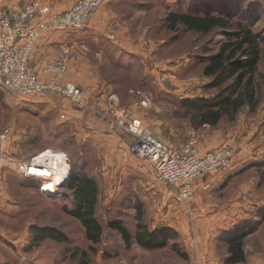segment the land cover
<instances>
[{"label": "rangeland", "instance_id": "1", "mask_svg": "<svg viewBox=\"0 0 264 264\" xmlns=\"http://www.w3.org/2000/svg\"><path fill=\"white\" fill-rule=\"evenodd\" d=\"M29 1L62 9L75 0H0V4L17 8ZM249 3H253V7H247ZM110 4L103 11L90 15L87 25L81 30H87L93 15L100 13L102 16L105 13L100 18H93L92 24L96 23L97 26L93 28L91 24V28L96 33L82 37L78 34L75 45L68 44L71 61H77V57L85 58L95 68V73L117 91L120 108H115L135 112L144 129L169 147L182 149L190 145L198 153L225 145L234 148L233 166L226 173L230 175L228 182L204 198L206 209L203 211L208 210L207 218L210 214L214 216L212 229L202 230V222L194 219L191 213L193 204H186L187 207L181 211L187 214L183 234H175L160 252L140 255L139 263L227 264L224 261L228 256L227 241L240 237L245 257L241 264H264V0H113ZM221 8L222 13L219 12ZM210 9L213 10L211 13L230 16L233 21L244 20L258 35L262 52L255 82L260 101L253 111L248 107L242 108L234 120L224 118L215 127L204 126L196 130L192 128L189 114L181 106V101L209 98L215 94V91L207 88L211 79L203 76L204 65L200 59L205 56L204 49L216 52V43L223 34L221 30H216L209 35H201L179 24L172 29L166 18L170 13L204 15ZM118 49L119 53L115 51ZM7 95L0 97V145L4 137L3 141H12L15 137L22 141L24 138L21 139L20 135H24L23 130L34 137L41 124L34 115L26 113L16 104L20 97ZM132 107L134 109H130ZM2 155L3 151L0 152V164L8 163L13 171L19 172L15 163L21 161H7ZM94 159L96 155L90 154L89 160L98 163ZM128 159L126 171L120 174L115 170V173H111L112 181L102 184L105 195L108 188L114 189V177H122L117 202L114 201L115 197L108 202L102 198L103 213L100 212L99 218L103 222L119 218L133 234L137 224L133 204L142 205L141 223L145 227L151 226L146 198L158 188L146 175L132 173L129 164H136L138 160L131 154ZM70 169L77 172L72 167ZM41 188L43 192L54 194L53 197H40L30 192L21 194V202L26 205L25 213H0V225L6 221H10L11 225L25 223L34 226L50 222L46 218L49 214L40 212L42 207L46 210V207L56 205L54 201L62 200L68 190L60 188L59 195H55L56 187L48 191L42 183ZM58 203L61 204V201ZM52 215L53 223L65 220L63 224L70 229H67V233L74 238L53 250L60 258H65L60 264H92L90 259L85 262L82 257L75 258V261L66 258L67 254L77 253L80 249H86L89 256H92V251L80 240L78 227L67 221L60 210L58 214L53 210ZM207 232L212 236L199 238V233ZM30 242L29 239L27 249L31 247ZM173 246L178 252L173 250ZM50 251V246L46 249L35 247L30 253L46 255ZM205 251L213 257L217 256L220 262L211 263L208 258L202 259L201 252ZM30 264H35V261Z\"/></svg>", "mask_w": 264, "mask_h": 264}, {"label": "crops", "instance_id": "2", "mask_svg": "<svg viewBox=\"0 0 264 264\" xmlns=\"http://www.w3.org/2000/svg\"><path fill=\"white\" fill-rule=\"evenodd\" d=\"M77 1L68 3L62 9L52 7V10L54 13H61L69 9ZM112 1L105 0L94 14L99 10L103 11L111 5L110 2ZM0 7L13 8L5 4H0ZM98 14L91 17L89 20L90 26L88 25L87 30L85 29L82 32L57 31L40 37L36 42L33 55L30 59V65L38 67L48 59L58 58L61 55V47L63 45H75L79 36L82 37L87 34L96 33L93 28H96L95 26L97 25L96 23L92 24L93 18L94 16H96L95 18H100L105 13H102V16H100V13ZM91 24L93 28H91ZM78 34L80 35L78 36ZM115 51L117 53L120 52L119 49ZM82 59L77 57V61L73 60L69 63L64 81L72 83L80 89L85 106L78 109L67 99L52 93L37 97H20L18 102L15 101L16 104H19L18 106L22 110H25L26 113L32 116L34 115L35 119L41 123L40 127L35 132L36 135L34 137L31 134L28 135V131L23 130L22 134L24 135H20L21 139L24 138L22 141L18 137L13 138L12 141L11 139L3 141L4 137L0 145V152H4V156L2 155L5 157L4 159L13 162L30 161L33 158H45L50 163L51 169H53V179L56 177L59 180L63 177L66 178L69 176L70 168L72 167L77 170L76 173L82 176L84 175L94 181L97 187L95 218L102 228L100 241L98 244H92L86 238L85 228L81 222L68 214L75 209L73 193L68 190V193L64 197L62 196V200H59L61 204L56 200L54 201L56 205L48 206L45 208L46 210L42 207L44 211L42 210L40 212L49 214L46 215V218L50 222L36 224L34 226L13 222V225H11L10 221H6L3 225H0V264H30L32 261H35V264H60V261L65 259L64 257L60 258L53 250L60 244L70 243L74 238L72 239L68 235L69 233L67 231H70V229L63 224L65 220L61 223L59 221L53 223V210L56 214L60 210L62 216L67 218V221L69 220L74 226L78 227L82 243L88 246V249L93 247L95 250L92 252V256H89L86 249H80L77 253H69L66 255V258L71 261H75L77 257H82L85 262L90 259L92 264H140V255L143 256L160 252L161 249H164L168 245L170 239L173 238H169L166 246L159 249L148 250L142 248L136 244L134 239L130 241L129 246H126L120 233L108 227L111 221L120 222L121 219L115 218L105 222L100 220L99 214L100 212L103 213V208L101 207L102 198H105L108 202V200L114 199L115 197L114 201L117 202L116 199L120 192L122 177H114V189L108 188L105 191V195L102 193V184H108L112 181L111 173L115 170L116 173L119 172L120 174L122 171H126V165H128L127 160H130L128 159L131 154L129 152V146L132 139L127 133L116 127L113 118L110 116L111 107L120 108L117 91L113 90L111 84L105 82L99 74H96L97 72L95 73V68L85 58ZM47 78L48 76L45 77V79ZM3 95L9 96L11 94L0 90V97ZM130 109H134V107ZM37 145L40 146L37 147ZM220 147H214L204 152ZM90 154L96 155V159L94 160H97L98 163L89 160ZM70 159L73 162H70ZM138 161L136 164H129L131 166V172L137 173L139 176L146 175L154 187L158 188V190L156 189V191L150 193L148 199L146 198V204L149 205L148 208L150 210V212L148 211V215L152 225L145 227L144 224H141L149 233L166 229L170 230L173 234H183L185 228L183 224L186 223L187 214L181 211L187 207L186 204L176 203L173 198L174 193L172 189L157 183L151 166L146 162L140 161L138 163ZM229 176L223 173L205 175L192 184L193 205L190 210L194 214V219L196 218L202 222H200L201 229L204 231L212 229L214 224L213 214H210V217L207 218L208 210L206 212L203 211L206 209L204 198L208 197L214 190L224 186L228 182L227 178ZM64 178L61 183L64 182ZM42 183L45 186L43 181L25 177L20 172H16L15 169L13 171L11 165L8 163L0 164V213L3 215L24 214L26 205L21 202V194L25 195L30 192L40 197L52 198L54 194L41 191ZM60 185L56 187L55 195H59L60 188L65 189L66 187V185L60 187ZM47 190L49 191V189ZM133 208L136 214L143 215L141 211L142 205L140 203H134ZM204 220L205 222L203 223ZM31 227L56 229L67 237V242L59 243L46 238L38 243L37 246H32L33 235L30 232ZM134 230L136 231V227ZM135 231L133 234L129 232L132 237ZM207 235H209L208 232L206 234L199 233V238ZM209 236L212 235L210 234ZM29 239L31 241V247L27 249L26 246ZM49 246L52 250L50 254L39 255L37 253H30L35 247H43L46 249ZM200 256L204 260L208 258V260H211V263L220 262L217 256L213 257L211 253H207L206 251L201 252ZM228 257L229 253L224 260L225 262Z\"/></svg>", "mask_w": 264, "mask_h": 264}, {"label": "built area", "instance_id": "3", "mask_svg": "<svg viewBox=\"0 0 264 264\" xmlns=\"http://www.w3.org/2000/svg\"><path fill=\"white\" fill-rule=\"evenodd\" d=\"M105 0H78L69 9L54 13L51 5L33 1L20 8L0 7V90L18 97L59 95L80 109L85 106L80 89L65 82L71 62L69 46L61 55L38 67L30 65L37 40L57 31H81L90 15ZM48 76L47 79L45 77ZM110 116L116 127L131 137L129 152L152 168L155 181L172 189L176 203H193L192 184L205 175L228 173L233 166L234 148L225 145L198 153L190 145L174 149L155 139L138 121L135 112L111 107ZM25 177L37 181L54 178L45 159L15 163Z\"/></svg>", "mask_w": 264, "mask_h": 264}, {"label": "trees", "instance_id": "4", "mask_svg": "<svg viewBox=\"0 0 264 264\" xmlns=\"http://www.w3.org/2000/svg\"><path fill=\"white\" fill-rule=\"evenodd\" d=\"M223 6L221 5L222 8ZM247 7H253V3H249ZM221 9L219 10L221 13L223 9L227 10V8ZM212 11L210 9L204 15L170 13L166 18L172 29L179 24L201 35H209L216 30H221L223 34V40L216 43V52L212 53L211 49H204L205 56L200 59L204 65L203 76L211 79L207 88L215 91V94L209 98L181 101V106L189 114L192 128L196 130L204 126L215 127L224 118L229 121L234 120L242 108L248 107L253 111L260 101V94L256 91L258 85L255 82L262 52L258 35L244 20L233 21L230 16L214 14L211 13ZM65 189L73 193L75 206V209L68 214L81 222L85 228L86 238L92 244H98L102 228L95 218L97 200L95 182L70 170ZM137 220L139 223L133 237L119 221H111L108 227L120 233L126 246H129L130 241L134 239L136 244L148 250L164 248L167 240L175 236L166 229L149 233L141 224L139 213ZM30 232L33 235L32 246H37L46 238L59 243L67 242V237L56 229L31 227ZM227 242L229 257L226 263H243L241 238L232 237ZM172 248L178 252L175 246ZM90 250L95 251L93 247H90Z\"/></svg>", "mask_w": 264, "mask_h": 264}, {"label": "bare ground", "instance_id": "5", "mask_svg": "<svg viewBox=\"0 0 264 264\" xmlns=\"http://www.w3.org/2000/svg\"><path fill=\"white\" fill-rule=\"evenodd\" d=\"M57 172V170H56ZM62 172V171H61ZM62 176V175H61ZM61 178V177H59ZM64 178V177H63ZM63 178H61L60 180L56 177L55 179H52V180H48V181H45L44 184H45V187H47L49 190H51L52 188H55L57 187L58 185H60V183L63 181Z\"/></svg>", "mask_w": 264, "mask_h": 264}, {"label": "water", "instance_id": "6", "mask_svg": "<svg viewBox=\"0 0 264 264\" xmlns=\"http://www.w3.org/2000/svg\"><path fill=\"white\" fill-rule=\"evenodd\" d=\"M67 180H68V176L65 178L64 182L61 183L60 187H64L67 183Z\"/></svg>", "mask_w": 264, "mask_h": 264}]
</instances>
